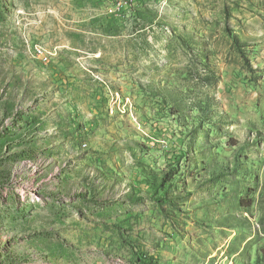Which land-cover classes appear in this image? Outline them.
<instances>
[{"label":"rangeland","instance_id":"obj_1","mask_svg":"<svg viewBox=\"0 0 264 264\" xmlns=\"http://www.w3.org/2000/svg\"><path fill=\"white\" fill-rule=\"evenodd\" d=\"M264 0H0V264H264Z\"/></svg>","mask_w":264,"mask_h":264},{"label":"trees","instance_id":"obj_2","mask_svg":"<svg viewBox=\"0 0 264 264\" xmlns=\"http://www.w3.org/2000/svg\"><path fill=\"white\" fill-rule=\"evenodd\" d=\"M262 256L264 257V251H263V255Z\"/></svg>","mask_w":264,"mask_h":264}]
</instances>
